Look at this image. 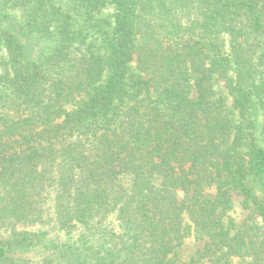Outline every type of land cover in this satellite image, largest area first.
<instances>
[{"label": "trees", "instance_id": "16d2710c", "mask_svg": "<svg viewBox=\"0 0 264 264\" xmlns=\"http://www.w3.org/2000/svg\"><path fill=\"white\" fill-rule=\"evenodd\" d=\"M235 260L264 264V0H0V264Z\"/></svg>", "mask_w": 264, "mask_h": 264}, {"label": "rangeland", "instance_id": "374dc122", "mask_svg": "<svg viewBox=\"0 0 264 264\" xmlns=\"http://www.w3.org/2000/svg\"><path fill=\"white\" fill-rule=\"evenodd\" d=\"M113 13V7L108 6L107 8L103 9L102 14L103 16L111 15ZM214 92L217 93V95L222 96L225 98V104L227 106L232 107L233 101L228 93V89L225 87L224 83L221 81H216L214 86H213ZM262 118L258 117V124L261 125L262 123ZM205 193H209L211 196H213L216 191L214 186H209L208 188L205 189ZM250 215V210L245 207L243 203V198L241 196H237L235 194H232V199H231V204L230 208L227 209L223 213V220L225 223L233 222L234 224H239L242 221H244L248 216ZM75 235V233H73ZM69 237L65 236L64 234L61 235V238L63 239H70L71 236ZM203 248V241H197L193 237H190L184 241L183 246L181 249H179L178 252V258L181 261H187L190 259L191 256L195 255L197 251L201 250ZM199 264H211L207 261H203ZM232 264H239L237 260L233 261Z\"/></svg>", "mask_w": 264, "mask_h": 264}]
</instances>
